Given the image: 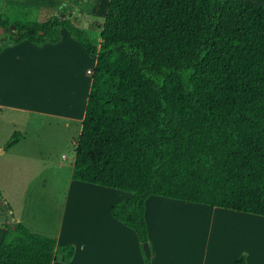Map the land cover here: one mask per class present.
Here are the masks:
<instances>
[{
	"label": "trees",
	"instance_id": "trees-1",
	"mask_svg": "<svg viewBox=\"0 0 264 264\" xmlns=\"http://www.w3.org/2000/svg\"><path fill=\"white\" fill-rule=\"evenodd\" d=\"M81 1L43 22L0 13V48L54 43L66 27L96 55L71 178L129 193L110 213L134 231L144 264L151 195L264 216V3L108 0L97 46L67 17ZM74 250L7 222L0 264L67 262Z\"/></svg>",
	"mask_w": 264,
	"mask_h": 264
},
{
	"label": "crops",
	"instance_id": "crops-1",
	"mask_svg": "<svg viewBox=\"0 0 264 264\" xmlns=\"http://www.w3.org/2000/svg\"><path fill=\"white\" fill-rule=\"evenodd\" d=\"M63 1L0 0V13L15 20L43 22L58 13ZM86 2L87 0H82L67 17L74 18L75 23L91 38L96 37L95 42L92 39V43L98 46L104 21L102 18L105 16L108 0H94L89 8ZM23 17L28 19H22ZM59 35V40L54 43L37 44L21 40L0 48V119L9 129L18 128L13 130L20 133L19 141L9 149L4 150L2 147L4 143H0L1 198L4 203H8L5 186L7 183L10 186L13 184L14 176L29 171V167L19 165L16 167L14 163L23 160L40 161L46 177H42L37 184L28 181L23 185L19 183L22 197L27 192L56 194L62 192V198L66 203L60 215H56V228L52 237L59 246L66 244L75 246L69 261L54 260L52 264H144V255L136 234L114 219L110 213L111 205L123 200L129 193L121 194V198L118 195L108 201L112 194L118 193V189L111 191L108 187L71 178L75 150L71 151V155H66L64 149L60 150L58 139L49 137L47 139L37 134L27 137L20 128V121L24 120V124L28 116L33 118L46 116L48 120L41 123H45L48 128L53 123L60 125L57 119L61 118L64 119L65 127L76 123L77 137L79 135L96 55L86 52L66 27L59 28ZM39 125V122L33 123L32 129H37ZM13 130L9 133L13 134L15 132ZM77 137L72 138L73 148H76ZM65 163L70 165V173L65 178L67 185L61 186V168ZM82 194L98 198L97 204L103 206L102 211L98 209L100 228L98 231L92 230L82 235L71 236L69 235L71 228L66 225L69 217L67 205L70 201L77 202ZM185 205L209 209L213 214L228 213L227 215L231 216L222 219L211 217L206 223L212 226L216 233H220L219 237L214 241L201 242L196 250L182 252L179 258L172 250L162 249V246L166 245L158 234L156 237L153 236L152 232L155 231L153 227L157 225V220L152 221L151 216L153 212L168 214L170 209ZM2 206L0 204V242L7 222H21L31 232L43 235L37 231L38 229L30 227L32 222L27 207H20L17 215L9 210L12 214V219H9ZM242 213L246 212H235L231 209L158 195L149 196L145 201L144 217L150 241L151 264H234L241 253L245 254L248 264H264V242L260 239V232L264 230V216ZM90 216H93V212Z\"/></svg>",
	"mask_w": 264,
	"mask_h": 264
},
{
	"label": "rangeland",
	"instance_id": "rangeland-1",
	"mask_svg": "<svg viewBox=\"0 0 264 264\" xmlns=\"http://www.w3.org/2000/svg\"><path fill=\"white\" fill-rule=\"evenodd\" d=\"M256 2L264 3V0H256ZM22 19L28 18L23 17ZM102 19L104 20V18ZM90 39L91 41L93 39V41L95 42L96 37H90ZM2 117L5 116H1V118ZM47 120L48 118L46 116H42L41 118H33L31 116H28L24 124V120L20 121V128L26 133L27 137L35 136V134H37L38 136L43 138L49 137L54 138L55 140L58 139L60 150L62 151L64 149L63 152L65 153L66 151V155H71V151L75 150V148L71 146V141L72 138L76 139L77 137V124L73 122L68 127H65L63 126L64 119L59 118L57 120L59 121L60 125H56L55 123H53L52 126L48 128L45 123H41ZM37 122L40 123L39 127L37 129H32L33 123ZM13 129L18 128L9 129L8 125L4 124L2 122V119H0V143L5 144V142L11 137L10 135L12 134L11 132L10 134L9 131H12ZM14 131L17 132V130H13V132ZM14 164L16 167L17 165H19L20 167L27 166L29 167V171H27L26 174L22 172L20 176H14L13 184L10 186L7 183V185L5 186V194L9 201L8 205L10 206L11 212L17 215L20 207H27L29 209L28 216L30 218V221L32 222L30 227L32 229H38L37 231L41 232L43 235L53 238L52 235L56 228V215H60L66 203L64 198H62V192L58 194L41 191L27 192L22 197L21 187L19 183L23 185L28 181L31 184H37L40 182L39 180H41L42 177L46 176L43 174L44 171L42 170L40 161L23 160ZM69 167L70 165L68 163H65V165H63V167L61 168V186L67 185V182L65 183V178H67V175H69L70 173ZM33 173L35 174V176H32ZM109 190L115 191L114 189L110 188ZM117 192L118 193L112 194L108 201H110V199L118 197V195L121 198V194L127 195V193L123 191L117 190ZM80 197L81 198H79L77 202L70 201V203H68L67 205V212L69 213V217L67 218L66 225L67 227H69V229L71 228V230H69V235L71 236L82 235L83 233L92 230L98 231V229L100 228L98 223V216H100L98 209H101L102 211L103 206L100 207L97 204L98 198L90 197L88 194H82ZM91 212H93V216H90ZM227 214H216V212L213 214L209 209L198 208L191 205L174 207L173 209H170L168 211V214L166 212H153L151 219L152 221L157 220V225L153 227V229L155 228V231H153L152 233L154 237H156L158 234L162 239L161 241L165 243L166 246H162L163 250L170 249L180 258L182 252L196 250L198 244L200 245L201 242L206 240L214 241V239L219 237L220 233H216V231L212 229V226H208L206 222L209 221L211 217L222 219L225 218V216H231ZM260 233V239L262 242H264V230L262 229ZM58 244L60 243L58 242Z\"/></svg>",
	"mask_w": 264,
	"mask_h": 264
},
{
	"label": "water",
	"instance_id": "water-1",
	"mask_svg": "<svg viewBox=\"0 0 264 264\" xmlns=\"http://www.w3.org/2000/svg\"><path fill=\"white\" fill-rule=\"evenodd\" d=\"M13 28H14V25H11L10 26V29H13ZM2 33H3V28H0V34H2ZM0 204L1 205H5L4 200L1 197H0ZM8 218L9 219H12V214L11 213L8 214ZM143 249H144L145 255L148 256L149 255V252H150L149 244L148 243H144L143 244Z\"/></svg>",
	"mask_w": 264,
	"mask_h": 264
}]
</instances>
